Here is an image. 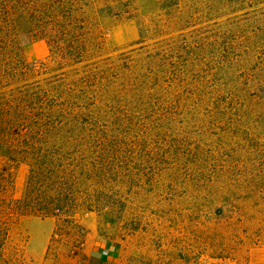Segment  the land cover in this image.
Segmentation results:
<instances>
[{
    "label": "rangeland",
    "instance_id": "374dc122",
    "mask_svg": "<svg viewBox=\"0 0 264 264\" xmlns=\"http://www.w3.org/2000/svg\"><path fill=\"white\" fill-rule=\"evenodd\" d=\"M78 1L59 28L82 48L76 62L50 56L37 36L58 26L44 20L18 25L23 59L36 81L65 78L85 128L120 154L79 229L0 210V264H261L264 0H169L166 14L134 0L125 21L111 17L124 0Z\"/></svg>",
    "mask_w": 264,
    "mask_h": 264
},
{
    "label": "trees",
    "instance_id": "16d2710c",
    "mask_svg": "<svg viewBox=\"0 0 264 264\" xmlns=\"http://www.w3.org/2000/svg\"><path fill=\"white\" fill-rule=\"evenodd\" d=\"M168 1L159 0L162 14L168 10ZM78 3L0 0V210L9 221L23 216L54 218L79 229L73 224L74 215L78 210L102 209L96 206H100L99 190L108 171L106 161L120 154L116 147L100 144L101 136L85 128L86 114L75 109L71 89L64 91L69 84L65 78L48 84L36 81L38 73L23 59L18 25L38 26L44 20L54 30L58 26L54 33L37 36L45 40L50 56L59 63L70 59L76 62L82 48L74 47L75 35L59 28ZM37 7L44 10L43 18ZM136 14L134 0H124L123 8L111 17L125 21ZM58 17L64 20L58 21ZM79 39L82 44L84 37ZM30 72L35 75L32 80ZM20 164L27 167L23 192L17 199H6Z\"/></svg>",
    "mask_w": 264,
    "mask_h": 264
},
{
    "label": "crops",
    "instance_id": "0c3cea01",
    "mask_svg": "<svg viewBox=\"0 0 264 264\" xmlns=\"http://www.w3.org/2000/svg\"><path fill=\"white\" fill-rule=\"evenodd\" d=\"M83 221V220H82ZM94 229H95V226H89V232L91 233L92 231H94ZM249 264H256L255 262H254V259H252V258H250V262H249ZM261 264H264V258H262L261 259Z\"/></svg>",
    "mask_w": 264,
    "mask_h": 264
}]
</instances>
